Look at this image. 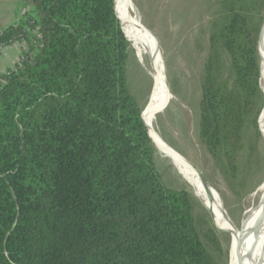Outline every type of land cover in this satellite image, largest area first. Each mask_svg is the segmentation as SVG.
<instances>
[{
    "label": "trees",
    "instance_id": "1",
    "mask_svg": "<svg viewBox=\"0 0 264 264\" xmlns=\"http://www.w3.org/2000/svg\"><path fill=\"white\" fill-rule=\"evenodd\" d=\"M22 2L0 31V50L24 46L0 75V264H222L211 216L157 167L117 0ZM221 33L236 86L206 79L198 131L228 158L243 139L260 33L238 13Z\"/></svg>",
    "mask_w": 264,
    "mask_h": 264
},
{
    "label": "rangeland",
    "instance_id": "2",
    "mask_svg": "<svg viewBox=\"0 0 264 264\" xmlns=\"http://www.w3.org/2000/svg\"><path fill=\"white\" fill-rule=\"evenodd\" d=\"M134 4L140 15V28L150 38L155 53L158 45L153 34L158 39L167 87L173 96L167 100L165 105L168 106L156 116L158 134L203 174L215 190L212 197L229 219L238 228L242 224L247 227L256 212L257 198L253 194L264 181V135H260L258 125V119L262 121L264 83L261 84L262 59L258 46L256 80L251 76V82L242 89V105L249 113L245 116L243 139L236 145V152L230 151L231 157L225 158L227 149L220 146L212 153L200 138L198 121L206 79L214 75L216 82L226 85L228 91L236 86L232 55L220 39L223 27L238 13L247 19L248 28L258 35L264 26V0H134ZM130 45L127 78L130 90L144 112L153 97L154 76L139 62L135 40ZM212 58L213 70L210 69ZM260 125L262 127V122ZM155 149L156 164L166 185L189 188L195 201V213L209 214L206 205L197 198L195 188L193 190L181 175V170L169 156L156 146ZM213 216L218 238L209 248L222 264H230L232 236L226 231L225 222L215 214ZM220 222L224 226L222 230Z\"/></svg>",
    "mask_w": 264,
    "mask_h": 264
},
{
    "label": "bare ground",
    "instance_id": "3",
    "mask_svg": "<svg viewBox=\"0 0 264 264\" xmlns=\"http://www.w3.org/2000/svg\"><path fill=\"white\" fill-rule=\"evenodd\" d=\"M117 2H118L121 20L124 22V26H125L124 29H126L125 30L126 33L128 32L127 34L131 39V41L133 42L135 40L138 60L144 66V68L147 71L151 72L152 75L154 76L155 87H154L153 97L151 98V101L148 102V105L143 112V116L146 122L150 126L155 146L160 152L165 153L167 156H169L173 164L176 165L181 170L180 172L182 173L181 175H183L186 178L185 180H187L188 184L192 187L193 190L195 188V194L197 198L201 200L204 203V205H206V208L208 210H212V213L215 214L219 218V220L225 222L227 226L226 231L237 232L227 222V219L223 213L222 206L218 205L213 197H212V201H209L207 192L203 186V182L199 177V175L197 174V172L193 169L191 163L188 162L179 152H177L175 149H173L168 144H166L158 134L155 126L156 116L165 107V104H167L166 102L169 99V90L167 87L164 61L162 56L157 55L155 53V49L151 45L152 42L150 38L140 28V15L138 9L134 4V0H117ZM128 41L130 42V40ZM261 55H262V60H261L262 81L264 83V31H263V41L261 44ZM151 59H153L154 61L155 68L159 74V77L155 76V73L150 63ZM262 89L264 92V85H262ZM150 118H152L151 121ZM260 118L262 119L261 122L264 131V106ZM261 122L259 119V129L261 133L264 135V132L262 131V127L260 125ZM213 192H215V190L211 187V194ZM253 197L257 198V204L256 206L254 205L256 207L255 208L256 212L252 217L251 221L249 222L248 226L247 227L244 226L246 229H250L257 221V219L260 217L261 209L263 205V199H264V181L262 186L253 194ZM250 210L251 209H249L248 211ZM222 222H220L221 230L224 228ZM231 253H232V257L230 264H238L239 258H241L245 264H264V225L262 227L260 234L258 236L250 237L243 244L242 248L239 250V253H237L236 250V237H234L231 245Z\"/></svg>",
    "mask_w": 264,
    "mask_h": 264
},
{
    "label": "crops",
    "instance_id": "4",
    "mask_svg": "<svg viewBox=\"0 0 264 264\" xmlns=\"http://www.w3.org/2000/svg\"><path fill=\"white\" fill-rule=\"evenodd\" d=\"M23 0H0V31L15 25L26 11ZM24 46L14 44L0 50V75L12 70L19 63Z\"/></svg>",
    "mask_w": 264,
    "mask_h": 264
},
{
    "label": "water",
    "instance_id": "5",
    "mask_svg": "<svg viewBox=\"0 0 264 264\" xmlns=\"http://www.w3.org/2000/svg\"><path fill=\"white\" fill-rule=\"evenodd\" d=\"M263 31H264V26L262 27L261 29V32H260V37H259V52H260V56H261V59H262V55H261V44H262V41H263ZM153 34V33H152ZM153 36L156 38L157 40V45H158V51H157V55H160L161 52H160V48H159V42H158V39L157 37L153 34ZM129 42V41H128ZM151 67L155 73V76L156 77H159V74L158 72L156 71V68H155V64H154V61L153 59H151ZM169 97L170 99L173 98V96L171 95V92H170V89H169ZM168 105H165V107L161 110L163 111ZM142 119L147 127V130H148V133H149V137L151 138V140L153 141V136H152V132H151V129H150V126L149 124L146 122L143 114H142ZM154 143V141H153ZM192 165V164H191ZM193 169L197 172V174L199 175V177L201 178L202 182H203V186L207 192V195H208V198H209V201H212V194H211V187L210 185L207 183V181L205 180L203 174L197 169L196 166L192 165ZM209 214L212 216V218L214 219V216L213 214L210 212V210H208ZM223 213L227 219V222L229 223V225L235 229L237 232L233 231H228L231 236H232V239H231V245H232V242H233V239L234 237H236V250H237V253H239V250L242 248L243 244L252 236H258L262 230V227L264 225V199H263V205H262V209H261V214H260V217L257 219V221L254 223V225L250 228V229H246L244 227V225L242 224L240 228H238L228 217L227 213L225 212V210L223 209ZM215 221V219H214ZM216 223V222H215ZM221 230V229H220ZM238 264H245L244 261L239 258V261H238Z\"/></svg>",
    "mask_w": 264,
    "mask_h": 264
}]
</instances>
